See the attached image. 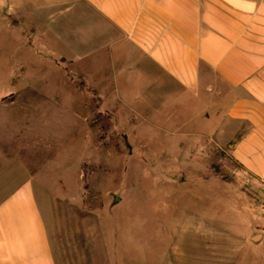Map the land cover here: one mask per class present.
Listing matches in <instances>:
<instances>
[{
  "label": "rangeland",
  "instance_id": "rangeland-1",
  "mask_svg": "<svg viewBox=\"0 0 264 264\" xmlns=\"http://www.w3.org/2000/svg\"><path fill=\"white\" fill-rule=\"evenodd\" d=\"M3 16L0 164L33 186L56 264H264V187L200 131L207 99L111 83L110 53H50Z\"/></svg>",
  "mask_w": 264,
  "mask_h": 264
},
{
  "label": "crops",
  "instance_id": "crops-1",
  "mask_svg": "<svg viewBox=\"0 0 264 264\" xmlns=\"http://www.w3.org/2000/svg\"><path fill=\"white\" fill-rule=\"evenodd\" d=\"M5 3L12 28L42 37L45 51L110 53L111 83L164 78L207 99L198 123L212 129L200 131L233 142L264 187V0H0L3 25ZM17 179L0 164V264H56L33 186Z\"/></svg>",
  "mask_w": 264,
  "mask_h": 264
},
{
  "label": "water",
  "instance_id": "water-1",
  "mask_svg": "<svg viewBox=\"0 0 264 264\" xmlns=\"http://www.w3.org/2000/svg\"><path fill=\"white\" fill-rule=\"evenodd\" d=\"M257 239H258V238H255V240H254V241H257Z\"/></svg>",
  "mask_w": 264,
  "mask_h": 264
}]
</instances>
